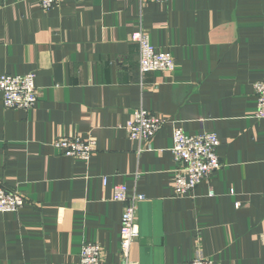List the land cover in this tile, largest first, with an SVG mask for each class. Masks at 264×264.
Listing matches in <instances>:
<instances>
[{
  "label": "crops",
  "instance_id": "crops-1",
  "mask_svg": "<svg viewBox=\"0 0 264 264\" xmlns=\"http://www.w3.org/2000/svg\"><path fill=\"white\" fill-rule=\"evenodd\" d=\"M140 30L172 55L173 73H140ZM30 73L34 110H7L0 93V183L28 200L0 213V264H79L86 243L104 247L102 264H123L118 185L144 197L134 263L264 264V120L253 89L264 80V0H61L49 12L39 0H0V76ZM140 109L166 125L155 151L139 154L123 126ZM175 128L221 144L223 167L188 197L173 187ZM71 135L96 140L89 161L52 147Z\"/></svg>",
  "mask_w": 264,
  "mask_h": 264
},
{
  "label": "built area",
  "instance_id": "built-area-1",
  "mask_svg": "<svg viewBox=\"0 0 264 264\" xmlns=\"http://www.w3.org/2000/svg\"><path fill=\"white\" fill-rule=\"evenodd\" d=\"M41 9L49 12L58 7L61 0H39ZM171 0H139L140 4L150 2L167 3ZM133 40L139 45V70L142 75L151 72L173 73L176 63L170 53L158 52L151 44L150 37L143 30L134 34ZM257 99L255 118L264 120V80L253 86ZM0 93L3 106L7 110H34L38 104L39 92L36 86V74L0 76ZM166 125V120L145 109L135 111L126 122L123 129L128 138L138 144V153L153 152V140ZM52 147L64 156L83 161H89L97 151V143L93 138L80 136H58L52 142ZM220 141L216 134L204 133L188 136L181 128L173 132V148L177 168L173 187L175 196H192L203 182L208 181L213 174L223 167L219 156ZM107 186V178L103 179ZM214 193L211 192L210 196ZM112 199L124 204L121 219L120 255L123 264H136L131 259L133 245L140 237V227L137 219L139 202L144 199L141 195L129 197L128 188L118 185L112 189ZM28 200L19 192H11L0 183V213H17ZM106 253L99 243L83 245L79 264H102ZM190 264H215L202 256L196 257Z\"/></svg>",
  "mask_w": 264,
  "mask_h": 264
}]
</instances>
